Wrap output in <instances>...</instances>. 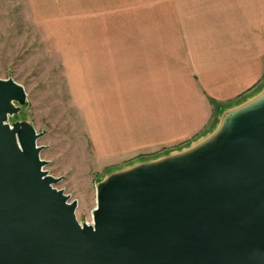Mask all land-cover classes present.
I'll return each instance as SVG.
<instances>
[{
    "label": "water",
    "instance_id": "water-1",
    "mask_svg": "<svg viewBox=\"0 0 264 264\" xmlns=\"http://www.w3.org/2000/svg\"><path fill=\"white\" fill-rule=\"evenodd\" d=\"M25 87L0 79V264H264V89L196 145L113 172L93 224L44 170Z\"/></svg>",
    "mask_w": 264,
    "mask_h": 264
},
{
    "label": "rangeland",
    "instance_id": "rangeland-1",
    "mask_svg": "<svg viewBox=\"0 0 264 264\" xmlns=\"http://www.w3.org/2000/svg\"><path fill=\"white\" fill-rule=\"evenodd\" d=\"M174 1L0 0V79H14L28 94L9 122L28 121L42 134L44 170L60 178L56 188L78 201L82 224H93L97 186L109 174L192 147L216 127L213 116L193 131H154L129 147L112 135L117 144L110 146V125L97 116L105 108L91 105L110 91L86 84L85 51L131 50L133 40H139L136 45L143 40V22H166V6L170 20L178 14ZM263 89L264 77L251 95ZM117 94L128 99L148 93L127 89Z\"/></svg>",
    "mask_w": 264,
    "mask_h": 264
},
{
    "label": "crops",
    "instance_id": "crops-1",
    "mask_svg": "<svg viewBox=\"0 0 264 264\" xmlns=\"http://www.w3.org/2000/svg\"><path fill=\"white\" fill-rule=\"evenodd\" d=\"M174 2L178 14L170 20L166 6V22H143V40L131 50L85 51L86 84L110 91L91 104L105 108L97 116L110 125V146L112 135L129 147L150 132L193 131L213 116L217 127L222 112L253 97L264 77V0ZM127 89L148 94L120 98Z\"/></svg>",
    "mask_w": 264,
    "mask_h": 264
}]
</instances>
